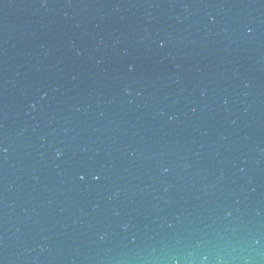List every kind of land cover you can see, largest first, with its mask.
Listing matches in <instances>:
<instances>
[{"label": "water", "instance_id": "water-1", "mask_svg": "<svg viewBox=\"0 0 264 264\" xmlns=\"http://www.w3.org/2000/svg\"><path fill=\"white\" fill-rule=\"evenodd\" d=\"M0 264H264V0H0Z\"/></svg>", "mask_w": 264, "mask_h": 264}]
</instances>
